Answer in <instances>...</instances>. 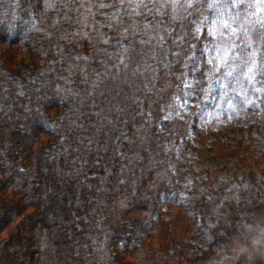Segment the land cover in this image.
I'll return each instance as SVG.
<instances>
[{
	"label": "snow or ice",
	"instance_id": "snow-or-ice-1",
	"mask_svg": "<svg viewBox=\"0 0 264 264\" xmlns=\"http://www.w3.org/2000/svg\"><path fill=\"white\" fill-rule=\"evenodd\" d=\"M28 7L47 21L46 28L32 27L50 40L48 48L37 49L38 55L52 59L41 61L49 66L26 81L4 77L0 82V147L12 128L49 127L42 100L62 94L76 98L79 107L59 117L68 121L57 153L60 163L45 169L42 191L24 197L35 206L26 219L43 214L55 224L71 212L68 205L89 203L87 193L99 207L103 201L97 193L106 194L109 185L140 183L135 169L145 159L150 167L146 154L160 139L157 133L173 115H197L191 111L197 97L229 111L240 97V106L264 104V0H32ZM106 8L112 11H98ZM97 15L104 21H97ZM130 18L133 23L123 26ZM205 26L209 39L197 47ZM194 32L200 35L190 39ZM181 67L184 71L175 77ZM174 78L181 86L174 100L165 99ZM77 83L84 87L74 88ZM3 163L0 155V167ZM12 171L17 184L33 175L22 167ZM192 195L194 191L185 198Z\"/></svg>",
	"mask_w": 264,
	"mask_h": 264
},
{
	"label": "trees",
	"instance_id": "trees-1",
	"mask_svg": "<svg viewBox=\"0 0 264 264\" xmlns=\"http://www.w3.org/2000/svg\"><path fill=\"white\" fill-rule=\"evenodd\" d=\"M30 2L32 0H0V82L4 77L26 81L29 74L34 77L38 70L49 66L41 61L52 59L51 56L37 53L41 46L48 48L50 40L45 38L44 32L32 27L35 24L38 28H46L47 21L29 9ZM95 2L108 4L112 0ZM21 4L23 7L18 6ZM98 11L111 12L112 9ZM104 19L103 15L96 16L97 21L103 22ZM134 19L143 20V17ZM132 23L133 19L130 18L123 26ZM103 31L112 34L108 29ZM201 32L203 35L195 41L197 47L209 39L207 26ZM197 35L200 34L194 32L190 39ZM54 40L55 37H51V41ZM86 54H91V49ZM183 71L182 67L177 68L174 76ZM175 82L174 78L165 99L171 98ZM73 87L83 88L84 85L77 83ZM241 87L246 88L247 85ZM236 91L239 92L240 88ZM241 99L237 98L232 110L243 109ZM22 102L26 104L27 100ZM210 102L202 104L197 97L191 111L196 113L198 109H205L211 105ZM74 106L79 107L77 99L65 98L62 94L42 100V110L48 109L49 127L43 128L41 125L25 129L20 126L18 131L12 128L10 139H6L4 146L0 147V155L4 157L0 167V264H191L190 233L196 228V221L187 214L196 215L200 226L207 223L213 213L215 196L222 193L228 183L216 182V176L205 174L201 181L192 184L189 193L194 191L195 195L186 199V204L175 213V217L168 221L161 219L149 227L151 218L180 189L169 170L168 156L163 149L166 140L178 139L188 130L187 124L180 120L166 122L163 131L157 133L160 139L153 143V148L146 154L152 159L150 167H145L149 165L145 159L135 169L136 175L141 177L137 185H109L106 194L97 193L103 201L99 207L96 198L87 193L89 203L80 207L75 203L68 205L71 212L64 213V218L58 219L55 224L43 214L38 218L33 216L26 219L35 212V206H30L24 197L31 190L42 191L47 179L45 169L50 171L60 163L57 153L61 150L60 138L67 134L65 125L68 121L59 117L61 113L71 115L69 110ZM213 108L216 115L230 112L223 106L215 107V102ZM192 128L196 134L200 133L195 124ZM5 149H10L11 155ZM259 160L264 163V153ZM21 167L30 169L33 175L28 182L17 184L13 178L16 173L12 169ZM28 184H31V189ZM210 193H214L211 199ZM9 210L14 211L10 214ZM15 213L19 215L10 220V215ZM247 214L250 217L246 221L257 232L254 233L258 235L257 239H251L233 227L240 219L247 218ZM220 226L218 232L222 233L219 239L229 248L243 249L237 264H264V204L247 203L243 206L229 203L226 219ZM106 236H109L108 250L104 252L101 247ZM121 241H124L122 247L119 245Z\"/></svg>",
	"mask_w": 264,
	"mask_h": 264
},
{
	"label": "rangeland",
	"instance_id": "rangeland-1",
	"mask_svg": "<svg viewBox=\"0 0 264 264\" xmlns=\"http://www.w3.org/2000/svg\"><path fill=\"white\" fill-rule=\"evenodd\" d=\"M244 2L255 3L256 0ZM178 86H181L180 79H176L171 100L175 99ZM210 103L209 107L196 110L195 116L183 113V119L175 115L171 117L170 121L180 120L188 126L182 137L166 140L163 145L164 153L168 156L169 170L180 189L151 218L149 227L161 219L168 221L175 217V213L181 211V207L186 204L185 195L189 193L192 184L211 173L216 176V182H227L228 185L222 193L215 196L213 213L203 226H200L196 215L187 214L196 221V228L190 233L191 264H237L243 249L227 247L219 239L222 232L218 230L221 222L226 219L227 204H264V163L259 160L264 153V104L257 101L251 107L244 105L241 111L236 108L216 115L214 101ZM167 114L166 111L160 113L161 116ZM194 124L200 130L199 134L193 131ZM229 189H232L231 195L227 194ZM248 217L250 215L247 214V218L240 219L233 227L239 233L257 239L258 235H254L257 232L246 221H249ZM186 224L188 226L189 223ZM108 237L103 239L101 248L104 252L108 250ZM152 243L155 244L156 241L153 240ZM123 244L124 241L119 242L120 247Z\"/></svg>",
	"mask_w": 264,
	"mask_h": 264
}]
</instances>
